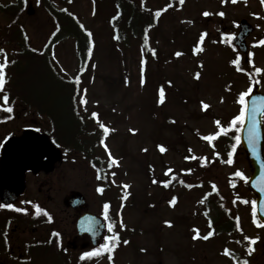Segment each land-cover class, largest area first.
<instances>
[{"label":"rangeland","instance_id":"obj_1","mask_svg":"<svg viewBox=\"0 0 264 264\" xmlns=\"http://www.w3.org/2000/svg\"><path fill=\"white\" fill-rule=\"evenodd\" d=\"M169 1H132L133 7H141L149 14L160 10V16L155 15L156 30H147L144 35L147 44L142 45L145 41L141 34H133L132 39L125 35L121 42L113 38L115 19L111 26L110 17L118 12L113 0H46L44 6L40 0H0V49L4 50L0 54L1 63L6 54L8 62L16 60L25 69V61L16 53L21 50L15 40L18 36L12 39L14 27L19 29L26 47L50 54L49 67L64 83L76 82L79 77L74 90L75 117L90 122L91 130H98L101 123L109 128L107 137L95 149L97 162L103 159L107 166L109 152L118 161L111 168L108 166V182H105L97 181L98 172L89 160L66 158L50 175L26 178V192L15 202V207L24 209L25 217L35 218L32 221L40 220L34 223L38 228L34 229L36 233L28 229L27 239L44 242L49 234L45 228L55 227L65 245V239L70 242L71 236L76 235L77 213L66 210L62 204L69 193L83 194L88 202L87 211L102 217L104 204L112 200L109 218H103L106 224H114L113 232L122 237L113 252V264H233L230 253L238 260L246 254L248 264H264V227L255 224L254 198L242 184L249 176L246 158L237 144L224 150L215 141L224 136L221 128L228 129L230 121L239 114L242 92L255 85L264 93V72L255 73V68L264 69V44L260 43L264 40V3L261 0L239 4L229 0H183L182 4L178 0ZM29 2L34 7L33 15L26 13ZM204 12L210 15L204 16ZM220 12L225 15L220 16ZM58 14L72 18L86 33H92L83 72L79 69L74 40L64 38L57 42L61 35ZM241 19H246L254 28L246 41V55L238 57L243 64L244 57H248L247 75L241 72L244 67L238 73L233 69L231 62L238 51L231 41L227 40L226 48L218 43L219 32L234 35ZM67 21L70 26L76 25L71 19ZM119 27L123 31L124 23ZM202 33L207 35L201 43ZM197 47L203 51L196 52ZM151 50H155V55ZM177 52L181 55L176 56ZM11 66H7L8 76ZM11 82L9 76L4 92L12 97ZM161 88L163 103L159 95ZM4 92H0L3 106ZM40 94L46 99L45 93L40 91ZM40 96L35 94V99L40 101ZM15 97L13 100L9 97L6 105L13 106L14 115L0 122V144L32 125L51 137L44 115L39 117L36 109L27 105L25 114L20 107V96ZM82 99L86 103H80ZM202 101L209 105L207 109L203 108ZM57 104L67 107L68 101L59 97ZM92 113L97 114L95 123L91 121ZM64 120L65 117L61 119ZM216 121H220L219 126ZM262 129L264 135V117ZM208 135L217 138L213 141L202 138ZM158 146L166 150L161 152ZM229 153L231 164L227 163ZM237 171L242 172L243 178L234 175ZM233 176L236 182L231 183ZM152 179L171 181L174 185L164 187L154 184ZM100 187L105 191L99 192ZM172 197L177 198L174 206L169 204ZM37 206L41 209L39 213ZM216 206L239 222L238 227L234 224L229 229L234 238L241 237L243 242L245 237L258 239L256 243L246 240L252 251L247 245L226 242L229 235L193 239L194 230L199 231L200 237L213 232L207 221L217 212ZM49 216L54 225L44 227L41 223ZM121 220L124 227L120 226ZM165 221H170L171 226ZM113 232L107 231L105 236H112ZM32 233L36 239L31 237ZM69 248L67 255L58 254L53 245L47 251L62 264H88L89 261L78 262L77 252ZM226 250L227 256L223 255Z\"/></svg>","mask_w":264,"mask_h":264},{"label":"trees","instance_id":"obj_2","mask_svg":"<svg viewBox=\"0 0 264 264\" xmlns=\"http://www.w3.org/2000/svg\"><path fill=\"white\" fill-rule=\"evenodd\" d=\"M131 4L127 5V3L125 2L126 36L132 37L133 34H141L142 41H145V38L143 37L145 33L144 28H153L152 16L149 13L147 14V12L145 11L141 13L142 10H140V8L136 6L133 7ZM13 9L14 8H12V10ZM15 12L16 11L14 10L13 13ZM139 20H141L142 22H139ZM11 26L13 27V25ZM11 33L12 35L13 33H15L12 36V39L17 38L18 36V38L15 40L18 41V45H20L21 50L18 49L16 53L25 61V69H21V67H19L20 64L16 60L14 63L8 62L7 66L9 65L10 67L12 65L11 73H9V76L13 81L9 86V92H13V95L11 97L7 92L8 96L11 98V100L15 99V96H20V107H22V111L25 114L27 113V111L24 109L30 107L36 109L39 117L44 115V121L49 125V129L52 134L51 138L54 140L56 145L62 148L65 158H70L79 154V156L81 155L84 160L94 159V157L96 156L94 152L96 147L95 142L99 137V133L97 130H91L89 128L90 122H87L86 120L84 121L82 119L78 120L75 117L76 113L74 105V90L77 87H75L76 82L64 83V81L59 78L58 74L49 67L48 52L44 50L42 54H40L41 52H36L33 49L26 47L24 40L20 38L21 35L19 29L13 27ZM69 33L73 35L72 37H76V45L79 50V64L80 66H82L85 61V38L81 34L79 29H76L72 32L70 31ZM142 44L144 45L145 42H143ZM30 62L31 64H29ZM7 66L4 69L6 81L7 79H9V69L7 70ZM40 91L46 94V99L40 96ZM35 94L37 95V97L38 95L40 96V101H38V99H35ZM59 97L66 98V100L68 101L67 107H59V105L57 104ZM3 112L5 113L6 111H2L1 113ZM64 117L65 120L63 122L61 121V119H64ZM230 143V136H226L223 137L222 140H220L218 145L226 149L231 145ZM96 160H98L97 156ZM103 163L104 160L100 159L97 169L103 168ZM100 177L102 179V173ZM151 181L153 182L154 179H152ZM155 181L156 184L159 183V185L161 186H163L165 183L164 181ZM173 185L174 184H172L171 182L169 183V187H172ZM109 204L112 205V200H109ZM216 210L217 212L214 213L212 224H214V227H217L219 229L226 228L228 232H230L228 227H225V224L227 222L226 216L222 211H219V207L216 208ZM229 225L232 227L233 222L230 221ZM109 256V254L103 252L99 256H93V258H104L106 260V264H113V260L109 259Z\"/></svg>","mask_w":264,"mask_h":264},{"label":"water","instance_id":"obj_3","mask_svg":"<svg viewBox=\"0 0 264 264\" xmlns=\"http://www.w3.org/2000/svg\"><path fill=\"white\" fill-rule=\"evenodd\" d=\"M33 11L30 8L29 14ZM240 31L234 42L237 48L246 53L245 39L252 32V28L242 21L239 25ZM253 101H256L255 105ZM245 125L242 131L241 141L247 154L252 177L248 186L256 194V207L259 220L264 224V192L260 190L264 183V159L261 157L263 149L262 130L260 116L264 110V96L258 93V89L250 96L247 103ZM255 108V134L253 144H249V129L253 128L252 113ZM62 155L54 148L45 135H40L31 129L23 131L20 137L8 139L0 148V200L4 204L14 202L24 191V176L27 171L38 174L52 172L54 165L60 162ZM64 205L73 209H86L87 203L78 194H71L64 200ZM101 221L89 214L79 218L77 230L80 236L89 235L93 246L103 231Z\"/></svg>","mask_w":264,"mask_h":264},{"label":"snow or ice","instance_id":"obj_4","mask_svg":"<svg viewBox=\"0 0 264 264\" xmlns=\"http://www.w3.org/2000/svg\"><path fill=\"white\" fill-rule=\"evenodd\" d=\"M232 2L235 3L236 0H232ZM261 2L264 3V0H261ZM180 3L182 4V3H183V0H180ZM155 15H156L157 17H159V16H160V12H159V11L156 12ZM203 15H204V16H209L210 13H209V12H204ZM219 15H220V16H224L225 13L220 12ZM81 27H83V26L81 25ZM91 35H92V33H91V32H88V36L91 37ZM206 35H207V33H202V34L199 36V41H200L201 43L204 41ZM117 38H118V37H117ZM25 39H27V36H25ZM260 43H261V44H264V40H261ZM145 44H147V37H145ZM3 51H4L3 49H0V53H2ZM151 51H152V54L155 55V50H151ZM201 51H203L202 48H200V47H197V48H196V52H201ZM89 54H90V53H89ZM175 55H176V56H180L181 53H180V52H177V53H175ZM14 62H15V61H13V63H14ZM142 63H143V61H142ZM231 63H233V64H237V65H238V60H235V59H234ZM7 64H8V60H7V56H6V54H5L4 62H3V63H0V92H4V86H5V83H6V80H5V71H4V69H5V67L7 66ZM200 67L202 68L203 65L201 64ZM238 70H239V69H238ZM261 72H264V69L255 68V73H256L257 75H259ZM199 77H200V73L197 72V73H196V78L199 79ZM76 82L79 83V78H78V77H77V79H76ZM141 82L143 83V79H142ZM251 91H252V89H251V88H248L246 91L242 92V93L239 95V104H240L242 107H241L240 110H239V114L236 115V116L230 121L231 126H233V127H235L236 125H239V126H240V127H235V131H237V132H239L240 129H241V128L244 126V124H245V117H246V107H245V105H246V99H245V98L248 96V94H249ZM159 95H160V102L163 103V101H164V90H163V88L160 89V94H159ZM2 99H3L4 105H7L8 101H9V96H8V94H7L6 92H4ZM80 103H82V104H83V103H86V100H83V99H82V100L80 101ZM201 103H202L204 109H207V108L209 107V105L206 104V103H204L203 101H202ZM255 103H256V101H253V104H254V105H255ZM0 110L6 111V112H8V113H11V112L13 111V108L10 107V106L5 107V106H3V105H0ZM92 115H93L94 117L97 116L96 113H92ZM252 119H253V128H250V129H249V137H248V140H249V144H250V145L254 143L255 138H256V134H255V108H253ZM173 123H174V121H173ZM215 123H216L218 126L220 125V121H216ZM100 128L103 129V135H104V137H107V135H108V133H109V128L106 127V126H105L104 124H102V123L100 124ZM37 131H39V129H37ZM112 131H114V129H113ZM130 131H135V130H131V129H130ZM220 131H221V132H224V131H226V129L221 128ZM216 135L218 136L219 133H217ZM202 138H203L204 140H207V141H212V140H214V139L216 138V136L208 135V136H204V137H202ZM240 139H241V138H240L239 135H236V136H235V141H236V143H239V142H240ZM101 143H103V140H101ZM158 147H159V150H160L161 152H164V151L166 150L163 146H158ZM105 148H106V150H107V145H105ZM145 151H146V149H145ZM232 162H233V161H232V159H231V153H229V158H228V160H227V163H228V164H231ZM117 163H118V161H117L115 158H112V157H111V153L109 152V164H108L109 168H111L114 164H117ZM93 167H95V165H93ZM97 171H98V173H99L100 170L98 169ZM169 171H171V169H169ZM189 171H190V170H189ZM113 175H115V173H113ZM234 175H235L236 177L243 178V174H242V172H240V171L235 172ZM97 178H98V179L101 178L99 174H98ZM105 178H106V177H105ZM262 179H264V178H262ZM170 182H171V181L165 182V183H164V187H168V184H169ZM153 183H156V181L154 180ZM180 183L183 184L184 182H183V181H180ZM124 187L127 188V187H129V186H128V185H124ZM213 187H215V186L213 185ZM97 190H98L99 192H101V193L103 192V188H98ZM260 190H261L262 192H264V183H262ZM176 202H177V198H176V197H172V199L169 201V204L174 206ZM201 203H203V200H201ZM244 203H248V201H244ZM3 207H7V208L11 209V208H13V205H12V204L0 205V208H3ZM103 207H104V212H105V219H108V218H109V217H108V209H109V205H108V204H104ZM14 210L17 211V212L24 211V209H21V208H15ZM36 211H37V213H39V212L41 211V209L39 208V206H37ZM44 215H47V213L45 212ZM255 215H256V209H255V204L253 203V216H255ZM49 219H51L50 216H49ZM165 224H167L169 227L171 226V222H170V221H165ZM120 226H121V227H124L122 220H121V222H120ZM209 226L211 227V222H210ZM238 226H239V225L237 224V227H238ZM113 228H114V224H111V223H110L109 226H108L109 232H113ZM194 231L196 232V235L193 236V239L202 238V239H204V240H207L211 235H213L212 232H209L207 235H205V236H203V237H200V235H199V231H198V230H194ZM53 235H54V236H58L59 234H58V233H53ZM104 239H105V241H109V242H111V243H107V242H106V243L102 244L99 248H97V249H95V250H93V251H86V252H84L83 255L81 256V259L83 260V259H85V258H90V257H92V256H99V255H101L103 252L112 253L113 250L115 249V247L118 246V244H119V235H118V233L113 232V235H112V236H106ZM245 239H246V240H250V243H255V240H254V239H251V238H248V237H245ZM124 243L127 244L128 241L125 240ZM142 251H143V249H142ZM226 252H227V250H226ZM109 259H111V256H109ZM243 264H248V262L245 260V261L243 262Z\"/></svg>","mask_w":264,"mask_h":264},{"label":"flooded vegetation","instance_id":"obj_5","mask_svg":"<svg viewBox=\"0 0 264 264\" xmlns=\"http://www.w3.org/2000/svg\"><path fill=\"white\" fill-rule=\"evenodd\" d=\"M30 176L33 175L27 173L25 179ZM34 176L38 178L40 176L44 177L46 174L40 173ZM41 193L39 190V194ZM15 208H0V264H40L39 255L45 246L44 242H31V240L27 239L28 229L36 233L34 229L38 230V228H35L36 225L34 223H39L40 220L36 219L32 221L35 218L29 219L23 215L24 212H17L14 210ZM75 213L78 214L79 212L75 211ZM10 226H12L11 229ZM31 237L36 239L33 233ZM86 241H88L86 237L79 238L72 235L70 242H68V239H65L64 246L70 247L71 243H73L76 245V249L79 250V245ZM103 241L102 239L100 240L101 244ZM56 243L61 248L63 243L61 239Z\"/></svg>","mask_w":264,"mask_h":264}]
</instances>
